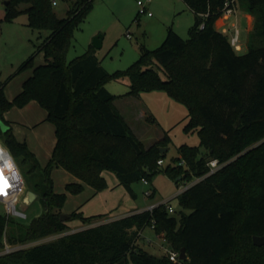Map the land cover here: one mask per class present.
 Listing matches in <instances>:
<instances>
[{
  "label": "trees",
  "instance_id": "1",
  "mask_svg": "<svg viewBox=\"0 0 264 264\" xmlns=\"http://www.w3.org/2000/svg\"><path fill=\"white\" fill-rule=\"evenodd\" d=\"M184 1L195 16L188 37L168 27L160 46L141 44L139 58L114 72L102 65L94 46L67 61L73 31L93 0H75L65 18L57 17L52 0L5 3V20L26 12L30 27L50 32L19 65L17 72L33 67L39 53L44 55L45 63L34 68L12 100L5 94L6 81L0 83V141L14 157L23 156L41 171L42 181L29 188L45 208L30 224H18L8 241L31 243L61 235L2 255L0 264H264V244L253 240L264 234V0ZM229 6L255 17L244 53L216 26ZM139 19L137 13L134 20ZM124 76L130 78L126 95L158 88L185 103L188 126L198 131L200 144L180 145L179 155L162 167L158 161L166 155L161 147L170 138L168 131L145 147L114 104L118 95L105 86L109 79ZM31 100L48 111L56 126L57 143L45 166L11 128L1 125L8 124L7 110ZM212 159L221 164L214 172ZM58 167L97 191L107 188L103 171L109 170L134 198L133 183L149 181L161 170L178 184L193 183L177 195L183 208L178 213H170L164 202L67 232L70 220L91 223L103 215L73 211L61 219L67 192L78 194L84 184L69 183L66 192H56L52 171ZM11 222V216L0 214V248ZM147 226L168 242L169 250L180 253L184 247L187 258L173 261L168 252L157 256L142 248L138 239Z\"/></svg>",
  "mask_w": 264,
  "mask_h": 264
},
{
  "label": "rangeland",
  "instance_id": "2",
  "mask_svg": "<svg viewBox=\"0 0 264 264\" xmlns=\"http://www.w3.org/2000/svg\"><path fill=\"white\" fill-rule=\"evenodd\" d=\"M74 1L56 0L53 9L57 17L65 18ZM137 1L93 0L91 11L79 28H75L73 31L67 49V61L90 50L93 46V38L98 34L103 35V40L102 46L95 48V53L109 72L126 70L139 58L141 44L149 49L160 46L166 36L168 26L180 31L184 38L188 37L189 27L194 23L195 17L184 0H141L145 3L147 9L141 13L140 19L135 21L134 19L140 10ZM24 6L22 5V7ZM4 14L5 0H0L1 79L12 74L17 65L31 52L34 43H41L50 33L46 29L38 30L24 25L23 20L28 17L26 12H21L16 17V21L5 20ZM232 20L242 32L243 39L246 23H243L239 18V13L237 17L233 16ZM230 28L229 35L231 36L234 32V26ZM242 39L240 38V42ZM244 52H246L245 49L239 53ZM161 75L165 77L162 71ZM129 85L130 78L128 76L109 79L105 83V86L112 93L120 96L128 92ZM140 95L150 108L152 117L148 119L147 128L141 127V129H138L139 125L137 127L133 125L134 133L145 147H148L156 140L159 141L158 138L163 137L165 131H168L170 138L165 146L166 155L162 167L171 163L172 159L179 155L178 147L180 145L198 146L200 144L198 131L194 127L188 126L190 121L189 108L185 103L171 97L164 89L143 90ZM201 150L204 151V148H201ZM14 159L25 179L27 189L30 190L29 187H33L36 183L42 181L41 171L37 168L32 169V161L24 162L23 156H16ZM132 187L136 193V204L139 207L147 209L150 206L167 202L173 207L175 213L183 210L177 195L183 190L184 183L180 182L178 184L162 170L153 175L148 184L145 183V180H140L133 183ZM147 191H150L151 194H147ZM18 209L23 211L25 216H11L14 223L11 222L7 226V233L4 237L6 240L9 239L10 232L15 230L18 224L28 225L45 211L40 199L28 202L23 197L18 204ZM62 212L66 214L63 210ZM0 214L7 215L2 203H0ZM71 230L78 229H69L67 232H71ZM60 235L45 236L28 243V246L54 240ZM138 244L157 256L165 254L170 249L168 242L162 236L157 235L152 226L144 228L141 237L138 239Z\"/></svg>",
  "mask_w": 264,
  "mask_h": 264
},
{
  "label": "crops",
  "instance_id": "3",
  "mask_svg": "<svg viewBox=\"0 0 264 264\" xmlns=\"http://www.w3.org/2000/svg\"><path fill=\"white\" fill-rule=\"evenodd\" d=\"M235 13L229 14L228 17L222 16L217 21L216 26L230 37L229 29L236 24L232 20V17H237L239 13V18L243 23H246V26L243 39L242 32L240 31V38L242 40L240 42V49L237 50L238 52L244 49L246 51L248 35L254 27L255 17L240 7L236 9ZM16 20L17 18L13 21ZM23 24L29 26L28 17L23 20ZM192 25H190V27ZM176 31L182 36L180 31ZM38 44L39 43H34L31 52H29L27 57L17 65L16 70L12 74H9L4 79L0 78V83L6 81L4 89L8 99L12 100L22 90L24 82L33 74L35 67L45 63L43 53H39L35 58L33 67L17 72L19 65L35 51ZM99 60L101 59L99 58ZM11 75L12 77L9 78ZM126 93L122 94V96L118 95L114 100V104L133 131L135 130L133 125H135V127L139 125L138 129H141V127L147 128L146 126L149 124L148 119L150 115H152L150 108L144 102L140 94L138 96H133L126 95ZM4 118L8 121V124L4 123L7 127L6 129L11 128L16 139L19 142L25 143L29 150L35 155L40 165L45 166L50 160L57 143L56 126L48 119V111L41 106L37 100H31L22 107L13 106L4 113ZM161 138L162 137L158 138V140ZM103 175L106 178L108 186L103 190L97 191L94 187L82 182L77 176L64 168L58 167L52 171L56 192H66V186L69 183L81 182L84 184V189L78 194L67 192V199L62 209L66 214L78 211L82 212L83 215L87 217L103 215L102 217L94 218L91 223H83L79 219L70 220L68 221L69 229L85 228L90 225H96L122 217L133 211L146 209L137 206L135 198L125 186L120 183L115 173L104 170ZM28 191L29 189H26V193L23 196L26 201H28Z\"/></svg>",
  "mask_w": 264,
  "mask_h": 264
},
{
  "label": "built area",
  "instance_id": "4",
  "mask_svg": "<svg viewBox=\"0 0 264 264\" xmlns=\"http://www.w3.org/2000/svg\"><path fill=\"white\" fill-rule=\"evenodd\" d=\"M53 4H56V0H52ZM140 6L139 14L145 12L147 7L145 3L141 0L137 1ZM236 12L235 7H226L223 12V16L228 17L229 14ZM151 13L149 12V15ZM203 26V25H201ZM130 36V33L128 32ZM230 41L236 49H240V30L236 24H234V32L230 36ZM160 165L163 164V160H159ZM210 172H214L221 167V164L217 159H212L209 161ZM145 183L148 184V180L144 179ZM191 183H184L183 190L190 186ZM26 182L25 179L13 157L11 152L0 142V203L3 204L6 209L8 216H25V213L18 209V204L20 203L22 197L26 193ZM182 190V191H183ZM151 194L150 191L146 192ZM155 205L151 206L153 208ZM167 209L170 213L175 210L168 204ZM28 247V243H11L4 238V244L0 248V256L11 253L17 249ZM168 254L171 260H179V252L168 250Z\"/></svg>",
  "mask_w": 264,
  "mask_h": 264
},
{
  "label": "water",
  "instance_id": "5",
  "mask_svg": "<svg viewBox=\"0 0 264 264\" xmlns=\"http://www.w3.org/2000/svg\"><path fill=\"white\" fill-rule=\"evenodd\" d=\"M5 3H8V0L5 1ZM102 40H103V35L102 34H98L93 38V46L95 48H100L102 46ZM155 70L156 67L154 68ZM1 125L3 127V130H6V126L4 125L3 122H1ZM161 151L162 153L166 151L165 147H161ZM37 197V193H35L32 190L28 191V201H33L35 198ZM67 215L63 214L61 215V219L64 220L66 219ZM254 243L256 245H263L264 244V234L263 235H254L253 237ZM179 258L180 259H185L187 258V253H186V249L184 247H182V249L180 250V254H179Z\"/></svg>",
  "mask_w": 264,
  "mask_h": 264
}]
</instances>
